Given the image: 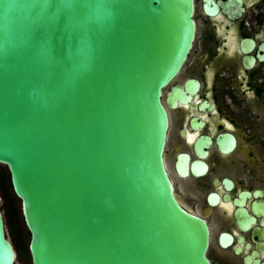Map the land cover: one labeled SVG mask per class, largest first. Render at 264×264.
Instances as JSON below:
<instances>
[{"label":"water","instance_id":"1","mask_svg":"<svg viewBox=\"0 0 264 264\" xmlns=\"http://www.w3.org/2000/svg\"><path fill=\"white\" fill-rule=\"evenodd\" d=\"M192 11L0 0V163L31 264H210L207 223L177 199L163 156L162 92L191 47ZM15 256L0 205V264Z\"/></svg>","mask_w":264,"mask_h":264},{"label":"flooded vegetation","instance_id":"2","mask_svg":"<svg viewBox=\"0 0 264 264\" xmlns=\"http://www.w3.org/2000/svg\"><path fill=\"white\" fill-rule=\"evenodd\" d=\"M192 17L191 47L162 92L167 172L207 223L210 264H264V0H193ZM13 196L12 226L29 236Z\"/></svg>","mask_w":264,"mask_h":264},{"label":"rangeland","instance_id":"3","mask_svg":"<svg viewBox=\"0 0 264 264\" xmlns=\"http://www.w3.org/2000/svg\"><path fill=\"white\" fill-rule=\"evenodd\" d=\"M1 165L2 164L0 163V166ZM5 201H6L5 194L0 191V205L4 218L5 233L7 237L13 242L16 251L14 264H31L30 254L28 252V247H27L29 236L13 228L11 216L7 214L6 208L4 207ZM15 204H17L16 200H15Z\"/></svg>","mask_w":264,"mask_h":264},{"label":"trees","instance_id":"4","mask_svg":"<svg viewBox=\"0 0 264 264\" xmlns=\"http://www.w3.org/2000/svg\"><path fill=\"white\" fill-rule=\"evenodd\" d=\"M0 191L6 196L4 207L6 208L7 214H9L11 218H17L18 207L15 204L14 193L10 191L8 170L4 168L3 165L0 166Z\"/></svg>","mask_w":264,"mask_h":264}]
</instances>
